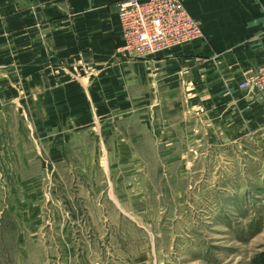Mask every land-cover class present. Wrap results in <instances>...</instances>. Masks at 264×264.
<instances>
[{
    "label": "rangeland",
    "instance_id": "374dc122",
    "mask_svg": "<svg viewBox=\"0 0 264 264\" xmlns=\"http://www.w3.org/2000/svg\"><path fill=\"white\" fill-rule=\"evenodd\" d=\"M140 100L87 107L55 125L45 110L10 106L0 118V169L32 170L50 217L59 216L47 198L60 181L65 255L79 264H264L263 129H233L230 145L222 129L191 131L190 109ZM208 109H198L200 127ZM44 258L37 252L34 262Z\"/></svg>",
    "mask_w": 264,
    "mask_h": 264
},
{
    "label": "crops",
    "instance_id": "0c3cea01",
    "mask_svg": "<svg viewBox=\"0 0 264 264\" xmlns=\"http://www.w3.org/2000/svg\"><path fill=\"white\" fill-rule=\"evenodd\" d=\"M121 1L0 0V66H8L0 69V118L10 106L21 112L30 105L46 111L47 125L67 124L81 109L114 111L140 97L143 105L171 101L181 115L190 109L191 131L222 129L230 145L233 129L255 127L264 136V101L237 89L264 62V0H183L203 37L143 58L123 50ZM167 85L172 89L163 98ZM24 95L29 100L22 102ZM200 107L209 108L202 127ZM248 113L258 119L248 120ZM15 169H0V264H36L37 252L45 254L38 264H79L65 255L72 248L64 246L60 181L47 198L59 216L50 217L42 182L38 188L27 176L32 170Z\"/></svg>",
    "mask_w": 264,
    "mask_h": 264
},
{
    "label": "built area",
    "instance_id": "2783aa9c",
    "mask_svg": "<svg viewBox=\"0 0 264 264\" xmlns=\"http://www.w3.org/2000/svg\"><path fill=\"white\" fill-rule=\"evenodd\" d=\"M123 50L134 57H150L203 37V28L183 0H125L118 3ZM242 81L264 101V62Z\"/></svg>",
    "mask_w": 264,
    "mask_h": 264
}]
</instances>
